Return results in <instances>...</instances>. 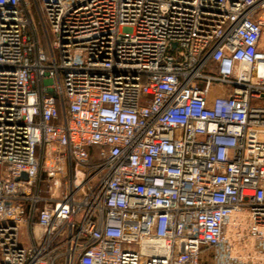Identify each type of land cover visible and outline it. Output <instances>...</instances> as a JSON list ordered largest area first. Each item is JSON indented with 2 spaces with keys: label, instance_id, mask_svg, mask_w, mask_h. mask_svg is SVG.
<instances>
[{
  "label": "built area",
  "instance_id": "obj_1",
  "mask_svg": "<svg viewBox=\"0 0 264 264\" xmlns=\"http://www.w3.org/2000/svg\"><path fill=\"white\" fill-rule=\"evenodd\" d=\"M263 27L264 0H0V264H264Z\"/></svg>",
  "mask_w": 264,
  "mask_h": 264
},
{
  "label": "rangeland",
  "instance_id": "obj_2",
  "mask_svg": "<svg viewBox=\"0 0 264 264\" xmlns=\"http://www.w3.org/2000/svg\"><path fill=\"white\" fill-rule=\"evenodd\" d=\"M261 46L264 47V27H263V32H262V40H261ZM214 250L206 248L202 252V257H201V262L200 264H213V259H214ZM256 259L260 258L259 255L255 256Z\"/></svg>",
  "mask_w": 264,
  "mask_h": 264
},
{
  "label": "water",
  "instance_id": "obj_3",
  "mask_svg": "<svg viewBox=\"0 0 264 264\" xmlns=\"http://www.w3.org/2000/svg\"><path fill=\"white\" fill-rule=\"evenodd\" d=\"M22 176H23V177H26V174L23 173Z\"/></svg>",
  "mask_w": 264,
  "mask_h": 264
}]
</instances>
